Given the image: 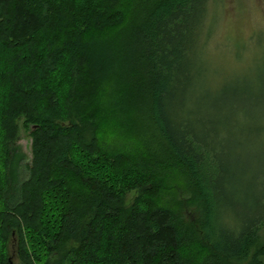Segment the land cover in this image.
I'll list each match as a JSON object with an SVG mask.
<instances>
[{
	"label": "trees",
	"instance_id": "trees-1",
	"mask_svg": "<svg viewBox=\"0 0 264 264\" xmlns=\"http://www.w3.org/2000/svg\"><path fill=\"white\" fill-rule=\"evenodd\" d=\"M218 2L0 0V264H236L255 242L264 264V194L237 208L224 151L239 98H210Z\"/></svg>",
	"mask_w": 264,
	"mask_h": 264
},
{
	"label": "rangeland",
	"instance_id": "rangeland-1",
	"mask_svg": "<svg viewBox=\"0 0 264 264\" xmlns=\"http://www.w3.org/2000/svg\"><path fill=\"white\" fill-rule=\"evenodd\" d=\"M211 15L205 51L210 98L222 97L219 93L225 87L239 98V111L230 123L224 151L230 163L238 164L236 175L247 183L239 186L242 196H250L237 199L240 209L255 201L257 193L264 194V0H220ZM18 122L16 143L31 156L32 136L21 119ZM135 194L136 190L130 191L127 199ZM258 246L253 243L247 257L234 262L247 264ZM13 261L17 263L18 258Z\"/></svg>",
	"mask_w": 264,
	"mask_h": 264
}]
</instances>
